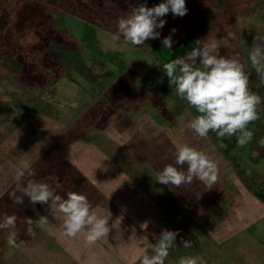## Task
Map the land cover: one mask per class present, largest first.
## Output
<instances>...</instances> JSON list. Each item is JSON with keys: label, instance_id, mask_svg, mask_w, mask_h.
<instances>
[{"label": "crops", "instance_id": "0c3cea01", "mask_svg": "<svg viewBox=\"0 0 264 264\" xmlns=\"http://www.w3.org/2000/svg\"><path fill=\"white\" fill-rule=\"evenodd\" d=\"M0 88V221L9 210L15 212L19 234L16 248L20 250L9 254L6 264H139L146 245L155 243L162 229L179 231L166 264H177L182 256H221L216 246H254L248 232L264 217V204L241 178L232 176L224 152L220 161L216 160L215 148L195 145L193 131H184L181 119L185 112L174 115L168 104L161 112L163 117L156 118L144 103L129 100L128 115L116 121L109 118L102 126L93 124L96 129L92 131H88L84 118H77L87 131L69 133L72 122L63 108L25 90L14 98L13 89L5 83ZM170 135L176 139V146L168 145ZM210 138L208 135L209 145ZM184 144L217 163L215 184L194 179L190 185L177 188L156 180L157 172L174 163L172 152ZM25 165L35 175L25 176L19 182L21 187L28 179H35L50 184L63 198L69 191L85 195L98 216L109 217L108 237L89 245L83 232L76 237L64 235L63 214H53L47 204L33 205L23 197L24 203L17 205L15 199L23 193L15 177ZM183 167L186 170L187 165ZM224 179L236 187L237 195L230 203H220V210L212 215L216 188ZM25 217L33 220L31 233ZM181 238L190 241L191 247H183ZM2 246L0 250H4ZM221 262L222 258H215V264Z\"/></svg>", "mask_w": 264, "mask_h": 264}, {"label": "rangeland", "instance_id": "374dc122", "mask_svg": "<svg viewBox=\"0 0 264 264\" xmlns=\"http://www.w3.org/2000/svg\"><path fill=\"white\" fill-rule=\"evenodd\" d=\"M26 1V9H19L18 5L14 8H0V23L12 21L17 14L19 17L30 18L29 27L37 32L41 27L40 22L31 17L33 13H37L41 18L49 19L48 24L44 23L42 31L38 33V37H44L45 41L32 49L27 56L10 57L5 51H0V85L5 83L13 89L14 98H19L18 95L25 90L37 99L48 100L63 108L69 114V122H72L69 133L87 131L79 123L81 118L87 123L88 131H92L96 129L93 124L102 126L109 118L116 121L128 115L129 100L137 105L144 103L146 110L156 118L157 115L163 117L161 112L166 110L168 104L167 109L174 115L185 112L181 120L184 123V131H189L186 127L189 114L195 116L198 113L177 96L175 86H170L163 72V64L185 56L195 47L197 39L203 41L208 37L221 41L222 55L238 53L241 62H248L246 71L249 73V88L264 101V83L248 59L253 39L264 36V0H190L188 4L195 9L194 19L199 21L210 16L206 19L205 37H186L185 31L188 29L185 28L187 22L184 21V16L176 19V16L174 18L172 13H168L163 17L166 21L164 27L157 29L160 37L149 39L141 46L126 43L122 37L117 38L119 17L126 15L130 7L142 3L140 0L126 6L120 3L129 1L119 0L115 5V12L106 10L105 6L102 10L98 9L97 0H93L91 14L81 7L77 9L82 16L53 10L46 14L42 11L44 6L40 2ZM161 2L164 1L146 5L152 7ZM172 29H176L172 34L175 43L171 49H165L162 40ZM229 32L234 34V39H229L228 47H225L223 41ZM1 92L3 91L0 88ZM5 93L9 94L7 88ZM257 110L259 119L248 126L254 136L243 147L238 146L236 136L221 140L215 133L210 132L212 142L209 145L208 137L199 138L194 132L193 135L195 145L201 149L210 146L215 148L219 154H216V160L220 161L223 152L227 155L234 144L235 149L229 155H235L236 159L230 158V163L226 158L225 165L232 168L234 178L240 177L237 171L244 172V183L249 189L257 191L255 195L264 200V147L258 143L264 138V102ZM77 118L79 119L76 120ZM161 124L164 126L166 122ZM168 140V145H177L172 135ZM138 142L142 143L137 141V144ZM224 182H228V179H224L216 189L221 190ZM14 213L13 210L8 211L9 215ZM200 221L203 226L204 221ZM252 227L254 228H250L248 238L254 244L253 247L231 249L216 246L221 256L217 254L199 258L206 264H215V258H222L221 264H264V217ZM13 231L16 240V236H19L16 228L7 229L5 233L0 232V246L3 245L1 249H4L0 250V264L8 263L7 256L20 251L16 248L17 244L12 246L8 243L10 232ZM1 239H4V242ZM235 243L238 245V240ZM200 248H204L201 241Z\"/></svg>", "mask_w": 264, "mask_h": 264}, {"label": "clouds", "instance_id": "9594fccd", "mask_svg": "<svg viewBox=\"0 0 264 264\" xmlns=\"http://www.w3.org/2000/svg\"><path fill=\"white\" fill-rule=\"evenodd\" d=\"M188 9L186 0H164L158 5L148 7L140 3L130 7V11L119 17L117 21V38L122 37L126 43L134 46L145 45L149 39H157L166 23L163 19L169 12L183 17ZM176 29L162 40L165 49H171L175 41L172 38ZM229 39L234 34L227 33L223 44L228 47ZM252 68L261 82L264 83V36L255 37L248 57ZM247 61L241 62L238 53L221 54V41L208 37L195 41V47L185 56L172 59L163 64V72L170 86H175L177 96L196 110L195 116L189 114L187 129L199 138H207L210 132L218 139L236 136L238 146L248 144L254 133L249 125L259 119L258 106L264 102L262 98L249 88V73L246 71ZM264 147V138L258 141ZM174 163L166 164L156 174V180L164 185L183 187L190 185L194 179L207 184H215L218 180V165L204 152L188 144L178 146L174 152ZM187 165V168L183 167ZM180 166V167H178ZM35 173L30 166L18 170L15 177L17 188L23 193L16 197L15 203H24L23 197L29 198L33 205L47 204L54 214H63L64 235L76 237L84 233L87 244L92 245L110 232L109 217H101L92 210L87 197L81 193L69 191L66 198L56 194L50 184L28 179L25 186L20 185L25 176ZM51 179V178H50ZM41 219L47 222L46 217ZM17 217L5 215L0 221V230L15 229ZM28 232L32 231L33 220L25 217ZM179 231L162 229L155 243L146 245L139 257V264H166V260L177 244ZM9 245L15 246V232H10ZM183 247H191V242L181 238ZM177 264H206L199 257H180Z\"/></svg>", "mask_w": 264, "mask_h": 264}, {"label": "trees", "instance_id": "16d2710c", "mask_svg": "<svg viewBox=\"0 0 264 264\" xmlns=\"http://www.w3.org/2000/svg\"><path fill=\"white\" fill-rule=\"evenodd\" d=\"M32 1V0H31ZM129 1V3H120L121 5L126 6L127 4L133 5L136 0H126ZM142 3H154V2H160L164 0H140ZM188 1L186 0V7L188 9L186 15H184V21L187 22L186 29V37H205L207 34V28H206V19L210 16H206L205 19L197 21V19H194L193 13L195 9H192L190 4H188ZM26 0H0V8H3L4 6H8L10 8L17 7L19 9H26L28 6ZM36 2H40L42 6V11H44L46 14L51 12H60V11H67L70 14L82 16V13L78 12V8L81 7L84 11L88 13H92L93 10V0H36ZM119 0H97V6L98 9L102 10V8L105 6L106 10L114 11L117 10V7L115 6ZM18 10V9H16ZM171 13V12H169ZM170 17H172L169 14ZM174 16V15H173ZM33 20L40 22V30L37 32L30 29V18L27 17H19L16 14L15 19H12V21H7L6 23L3 22V24L0 23V51H5L8 56L10 57H22L27 56V54L32 51V49L38 47V45L45 41L44 37H38L39 31H42L44 23L48 24V18H41L40 15L37 13H33L31 15ZM20 18V19H19ZM173 18V17H172ZM175 18V16H174ZM180 16H176V19H180ZM192 23V24H191ZM39 25V26H40ZM40 40V41H39ZM40 48V47H39ZM194 114V112H192ZM230 151V150H229ZM229 151L226 153L227 157H230ZM263 200V199H262ZM264 201V200H263Z\"/></svg>", "mask_w": 264, "mask_h": 264}, {"label": "flooded vegetation", "instance_id": "af4514ba", "mask_svg": "<svg viewBox=\"0 0 264 264\" xmlns=\"http://www.w3.org/2000/svg\"><path fill=\"white\" fill-rule=\"evenodd\" d=\"M233 149H235V145L234 144L230 147V152H229L230 154H232V150ZM230 158L236 159L235 155L234 156L230 155V157L227 158L229 162H230ZM239 165H240V163H239ZM235 169L237 171L236 167H235ZM237 173L239 174V176H240L239 178H241V180H242L243 176H246V174L244 172L237 171ZM245 186L255 197L257 196V195H255V193H258L257 191L255 192L254 190L249 189V187L246 184H245ZM217 194H218L217 200L213 203L212 210H211V214L212 215H215L216 212H218L220 210V206H219L220 203H230V200H232L237 195L236 187L234 185H232V184H226L225 183V184L222 185V189L218 190ZM257 199L260 202L262 201L261 203L264 204V201L262 199H260V197H258Z\"/></svg>", "mask_w": 264, "mask_h": 264}]
</instances>
